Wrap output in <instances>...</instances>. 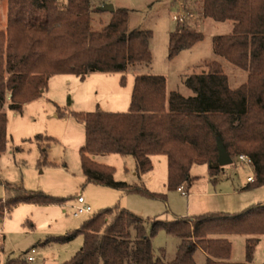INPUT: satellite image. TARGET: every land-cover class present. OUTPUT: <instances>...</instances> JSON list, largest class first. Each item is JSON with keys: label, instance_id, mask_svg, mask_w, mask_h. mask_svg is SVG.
<instances>
[{"label": "trees", "instance_id": "1", "mask_svg": "<svg viewBox=\"0 0 264 264\" xmlns=\"http://www.w3.org/2000/svg\"><path fill=\"white\" fill-rule=\"evenodd\" d=\"M8 0L6 28L0 30V160L7 149V113H20L23 106L43 96L51 77L90 73L137 72L151 64V31L129 30L131 11L118 8L100 31L93 30L92 14L103 13V0ZM203 16L216 22H232L228 35L213 38V51L237 69L246 81L233 88L220 61L204 64L199 73L188 75L184 85L192 95L167 92L163 76H135L130 109L127 112L74 113L85 127V143L80 149L81 167L89 183L137 193L153 199L144 186H130L114 179L111 166L97 156H131L139 180L153 169L152 156L168 159V190L190 184L194 166H207L211 177L222 168L218 164V140L233 161L240 155L252 160L254 181L248 189L264 187V0H203ZM203 35L178 25L170 34L169 56L174 58L203 40ZM125 84V77L122 79ZM42 136L36 140L41 141ZM46 161V151L42 150ZM0 199V215L21 204L53 205L60 198L5 186ZM164 231L180 239L176 257L167 262L155 255L152 237ZM83 235L80 251L64 264H197L202 250L206 264L231 262L229 235H244L246 262L264 235V205L239 213L213 212L173 221L156 220L150 235L144 221L126 209H106L86 221L79 230L56 241L69 242ZM3 243H0V255ZM7 264H28L9 260Z\"/></svg>", "mask_w": 264, "mask_h": 264}, {"label": "rangeland", "instance_id": "2", "mask_svg": "<svg viewBox=\"0 0 264 264\" xmlns=\"http://www.w3.org/2000/svg\"><path fill=\"white\" fill-rule=\"evenodd\" d=\"M114 6L122 5L131 10L129 30L151 31L153 37L150 49L153 60L149 65H141L137 72L117 74H94L89 81L73 75H60L50 80L47 91L24 108L21 113L9 110L12 93L6 98L4 111L7 113L8 144L0 160V199L7 196L5 186L22 188L28 192L45 194L60 198L62 203L53 205L21 204L10 212L0 215V243L3 252L0 264L9 260H24V254L36 250V262L32 264H64L70 261L84 244L83 235H76L69 242L56 241L81 228V226L100 211L106 209H126L144 221L150 235L152 222L173 221L175 218H190L189 202L193 194L199 204L205 200L208 177L207 166H194L191 172L193 185L189 189L190 199L178 190L169 191L167 182L159 175L152 182V189L146 182L140 183L132 167L133 157L120 155L106 156L104 162L114 168V179L130 186H144L151 193L162 194L166 199H153L137 193L89 183L82 172L80 147L85 139V127L79 123L74 113H92L97 110H114L116 96L131 94L134 77L139 74L163 76L167 88L182 95H192L183 82L188 75L199 73L205 63L221 61L224 72L229 76L233 88L245 80H237L235 72L245 73L219 58L213 51L215 36L232 33L233 23H219L203 16V0H105ZM103 0H94L93 8ZM8 0H0V30L6 28ZM187 14L184 23H177L175 16ZM110 13H96L93 9L92 27L102 30L111 19ZM178 25L203 35V40L191 49L170 58V34ZM223 62V63H222ZM125 77V84L122 79ZM99 107V108H97ZM130 108V107H129ZM127 108L126 111L129 110ZM43 139L39 142L37 136ZM81 143V144H80ZM46 151V161L42 158ZM239 157V156H238ZM236 157L232 165L226 166L229 182L242 185L249 177H254L251 166ZM102 158V157H99ZM151 185V184H150ZM213 188V187H212ZM214 190V188H213ZM219 191V189H217ZM264 193V187L251 189L248 195ZM82 195L86 204L93 210L92 215L74 216L78 196ZM192 204V209L201 207ZM4 212V213H5ZM9 213V214H8ZM67 231L66 233H64ZM232 244L231 261L237 264L246 262V239L244 235H229ZM156 256L167 262L175 259L178 239L164 231L152 237ZM197 264H206V259L198 250L195 254ZM29 264V263H28ZM253 264H264V235L256 248Z\"/></svg>", "mask_w": 264, "mask_h": 264}, {"label": "crops", "instance_id": "3", "mask_svg": "<svg viewBox=\"0 0 264 264\" xmlns=\"http://www.w3.org/2000/svg\"><path fill=\"white\" fill-rule=\"evenodd\" d=\"M106 2L110 3L108 1H106ZM115 8L116 9H118V8L128 9L127 7L122 6V5H117V6H115ZM128 10H130V9H128ZM111 18H112V16H111ZM129 21H130V18H129ZM222 65H224V64H222ZM94 74H97V73H90L86 77V80L89 81L90 78ZM235 75H236L237 80H240V81L245 80L246 81V79H247L246 73L243 74L241 72L240 73L235 72ZM57 76H60V75H55V76L51 77V79H53L54 77H57ZM73 76H76V75H73ZM76 77L78 78V76H76ZM134 79H135V77H134ZM167 92H168V94H170L172 91L167 88ZM188 96H190L189 93H188V95H186V97H188ZM131 98H132V93L131 94L119 93L115 98V100H116L115 106L116 107H113V108H115L114 110H119V111L125 112V110H127V108H129L131 105ZM30 104L31 103H28L27 106H29ZM23 108H24V106H23ZM97 108H99V107H97ZM16 113H18V112H16ZM84 143H85V139L82 142V144L80 143L81 147L84 145ZM81 147H80V149H81ZM106 156H109V155L97 156V157H95V160L101 164L108 165L107 162H104L105 161L104 159H106L105 158ZM99 157H102V158H99ZM127 157H131V156H127ZM132 161H133L132 167H133V171L135 173L134 175L140 183L143 184V182H146L147 185L152 189L153 188V187H151L152 182H154V179H156V176L158 173L157 167H159V175L161 176V180L163 178V180L165 182H167V179H168V159L166 156H163V155L152 156L151 161L153 164V169L149 173L144 175L142 180H139L137 175H136L135 160L133 159ZM221 168H222V170L215 177H211L209 175V171H208V177H205V180L207 182L206 183L207 187L204 189L205 190V193H204L205 200L203 202H200L199 204L194 200L195 194H193V195L191 194L192 195V197H191V195L189 193V189L193 185L192 176H191L190 184L183 185V187L185 188L186 197H188V199H190V197H191V200H192V202L191 201L189 202L190 206H189L188 214H190V217H195V216H199V215H203V214H207V213H213V212H222V213L234 214V213L242 212L243 210H246V209L251 208V207L264 205V193H258V194H252V195L247 194L248 191H251V189H248L247 187L252 182V180L254 179L253 176L249 177L246 180V182L244 181V183L239 186L237 184H234L233 182L230 183L229 178L226 176L225 168L224 167H221ZM192 170H193V168H192ZM192 170H191V172H192ZM212 187L214 188V190ZM217 189H219V191H217ZM4 200H5V198H4ZM192 204L196 205V206L199 205L201 207V209H200L201 211H198V209H196V208L192 209ZM23 205H25V204H23ZM4 216H5V214H4ZM175 219H177V218H175ZM66 232L67 231H65L64 233H66ZM0 235H2V234H0ZM179 244H180V239H178V245ZM200 251H201L202 255L205 257V259H207V255L202 250H200Z\"/></svg>", "mask_w": 264, "mask_h": 264}, {"label": "built area", "instance_id": "4", "mask_svg": "<svg viewBox=\"0 0 264 264\" xmlns=\"http://www.w3.org/2000/svg\"><path fill=\"white\" fill-rule=\"evenodd\" d=\"M186 19H187V14L185 12L183 13V15H178L174 17V20L177 23H184ZM237 159L242 163H244L245 165L252 167V160L248 156L240 155ZM252 181H254V179ZM178 191L182 193L184 196H186L185 188L183 186L179 187ZM6 212L4 214H6ZM92 214H93V210L90 206L86 204L84 197L82 195L78 196L77 205L74 207V216L80 217L82 215H92ZM35 254H36V250L33 249L31 252L24 254V260L29 264L34 263L36 261Z\"/></svg>", "mask_w": 264, "mask_h": 264}, {"label": "water", "instance_id": "5", "mask_svg": "<svg viewBox=\"0 0 264 264\" xmlns=\"http://www.w3.org/2000/svg\"><path fill=\"white\" fill-rule=\"evenodd\" d=\"M100 10L103 13H110L114 14L116 12V8L113 4H104ZM218 164L220 167H226L233 164V159L227 152L223 142L221 140H218Z\"/></svg>", "mask_w": 264, "mask_h": 264}]
</instances>
